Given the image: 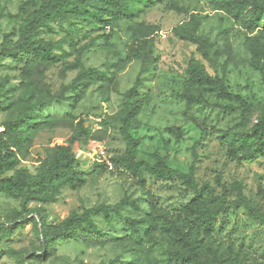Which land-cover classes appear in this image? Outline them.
Returning <instances> with one entry per match:
<instances>
[{"label":"rangeland","instance_id":"obj_1","mask_svg":"<svg viewBox=\"0 0 264 264\" xmlns=\"http://www.w3.org/2000/svg\"><path fill=\"white\" fill-rule=\"evenodd\" d=\"M227 2L240 9V19L225 11ZM40 4L0 0V128L17 119L31 125L17 167L34 174L53 145L81 122L87 134L74 151L85 181L62 188L54 202H31L27 208H43L45 222L55 225L71 211L128 203L110 212V221L94 218L104 236L59 239L49 254L35 258L39 241L33 225L21 223L26 211L18 198L0 193V222L20 221L9 235L0 231V264H189L172 257L185 251L168 222L190 212L195 198L186 182L190 174L198 186H213L227 205L212 231L200 230L202 255H223L224 264H264V223L238 199L245 196L254 212L264 213V151L238 160L229 140L264 123V17L259 26L246 27L252 9L264 0H88L76 17L51 23L40 35L57 42L58 60L22 66L2 52L15 44L26 13ZM121 4L132 16L110 13ZM197 35L207 39L205 55L197 49ZM143 42L152 50L151 60L130 59L128 47ZM192 57L239 99L187 87ZM87 69L106 75L87 76ZM82 71L86 77L77 82ZM200 92V101L190 105L181 97ZM134 104L139 111L131 134L138 144L131 158L121 128ZM127 162L141 164L139 171L126 170ZM161 163L183 177H158L152 169ZM128 219L137 222V232Z\"/></svg>","mask_w":264,"mask_h":264},{"label":"trees","instance_id":"obj_2","mask_svg":"<svg viewBox=\"0 0 264 264\" xmlns=\"http://www.w3.org/2000/svg\"><path fill=\"white\" fill-rule=\"evenodd\" d=\"M88 0H40L41 4L32 11L26 13L18 27V39L8 50L2 52L5 57H10L14 62L22 66L39 67L58 60L56 53L57 42L44 40L40 35L46 30H51V23L60 24L69 18H74L80 13ZM110 1V0H108ZM227 13L234 18L240 19L242 13L231 2L224 5ZM116 18L132 16V10L126 4L114 5L110 10ZM264 17V5L255 6L249 19L246 20V27L253 29L259 26ZM180 32V29L178 30ZM197 49L202 55L206 54L208 42L201 35H197ZM82 46L81 49H85ZM129 46L127 53L130 59L137 58L143 63L149 62L152 58V50L148 48L146 42L142 46ZM87 76H104V72H98L95 69H87ZM86 71H82L77 79L80 82L86 77ZM187 87H203L208 91L217 92L226 99H239V96L228 92L224 84L212 77L203 67V65L194 57L189 60L187 68ZM140 81L137 79V83ZM201 92L197 95L181 96L185 99L187 105L200 101ZM139 111L137 104L133 105L127 112L121 133L126 145V153L131 158L135 155L138 140L131 134V130L137 125L136 115ZM33 126V124H32ZM31 125L24 120L5 121L0 128V193L10 197L18 198L22 210L26 215L22 222L30 221L34 228V233L39 241V245L34 249V257L49 254L52 244L59 239H83L96 240V237L105 235L102 232L94 218L102 216L110 221V212L118 211L128 201H121L114 206L101 204L96 207L83 208L81 212L71 211L63 220L55 225H49L45 222L41 207L27 208L31 202L48 203L54 202L60 190L64 187L74 188L85 181L82 171L76 169L78 160L74 151V144L80 141L86 134L87 129L81 122H78L71 136L53 145L49 151L46 160L36 170L34 174L26 168L17 167L19 156L24 152L27 142L30 140ZM224 137V136H222ZM231 146L234 148L233 156L238 160H251L264 151V123L259 122L246 133H234L229 137ZM139 163L127 162L125 169L129 172L139 171ZM12 171L9 176H3L6 172ZM158 177H183L175 170L167 167L164 163L152 169ZM194 194L193 203L190 205V212L184 218L177 221H169L171 229L177 236L179 245L184 249V253L178 251L172 254V257L189 264H224L223 255H202L203 238L199 235L201 229L209 233L216 222L220 213L227 209L223 195L216 193L215 188L208 182L198 186L190 174L186 178ZM223 197V198H222ZM239 202L249 210L251 215L264 223V213L258 214L250 206L245 196H239ZM129 228L137 232L135 220L128 219ZM20 221L11 219L10 221L0 222V231L3 236L12 233L19 226ZM93 236V238H91ZM95 238V239H94ZM189 253H186V252Z\"/></svg>","mask_w":264,"mask_h":264}]
</instances>
